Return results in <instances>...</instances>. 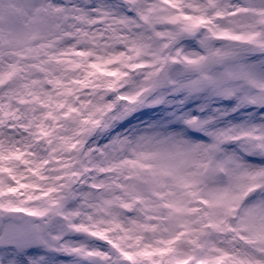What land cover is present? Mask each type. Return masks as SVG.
Returning a JSON list of instances; mask_svg holds the SVG:
<instances>
[{
    "label": "snow or ice",
    "instance_id": "snow-or-ice-1",
    "mask_svg": "<svg viewBox=\"0 0 264 264\" xmlns=\"http://www.w3.org/2000/svg\"><path fill=\"white\" fill-rule=\"evenodd\" d=\"M0 264H264V0H0Z\"/></svg>",
    "mask_w": 264,
    "mask_h": 264
},
{
    "label": "rangeland",
    "instance_id": "rangeland-1",
    "mask_svg": "<svg viewBox=\"0 0 264 264\" xmlns=\"http://www.w3.org/2000/svg\"><path fill=\"white\" fill-rule=\"evenodd\" d=\"M146 118V117H145ZM58 259H60V260H65V259H67V257H59Z\"/></svg>",
    "mask_w": 264,
    "mask_h": 264
}]
</instances>
